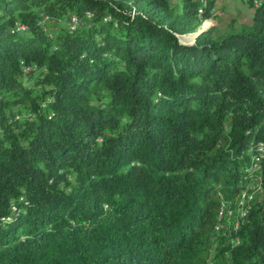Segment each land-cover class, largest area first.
<instances>
[{"label": "trees", "instance_id": "16d2710c", "mask_svg": "<svg viewBox=\"0 0 264 264\" xmlns=\"http://www.w3.org/2000/svg\"><path fill=\"white\" fill-rule=\"evenodd\" d=\"M244 1L185 44L211 1L0 0V264H264V0Z\"/></svg>", "mask_w": 264, "mask_h": 264}, {"label": "rangeland", "instance_id": "374dc122", "mask_svg": "<svg viewBox=\"0 0 264 264\" xmlns=\"http://www.w3.org/2000/svg\"><path fill=\"white\" fill-rule=\"evenodd\" d=\"M221 3L224 4V8L222 7L220 12H219V10H217L215 17H213L212 20L210 19L212 23L210 25H208L207 27H204L203 26L204 24L203 25L201 24L198 31L203 29V28H206V29L214 28V29H218V33H219L225 29V26L228 24V21L231 19V17L233 18L236 16L238 19H241L240 15H235V16H234V14L230 15L229 12H226V11H230V12L239 11L243 14L245 13L246 16L248 15L249 17H251L252 10L248 7V5L246 4V2L244 0H224L223 2H220V4ZM193 34H195V33H193ZM189 38H192V41H193V36L187 35L186 37H181V40H182L181 42H184V43L192 42L190 40L188 41ZM253 195H256V193ZM253 197H255V196H253ZM244 201L241 203L239 202L240 203L239 205L244 206ZM219 218L224 219L225 217L222 216ZM234 219H235V213H234V216H233V214L232 215L230 214V216H227V219L226 218L224 219L226 223H224L223 225L226 227V229H228L229 224L232 223V221H234Z\"/></svg>", "mask_w": 264, "mask_h": 264}, {"label": "bare ground", "instance_id": "6f19581e", "mask_svg": "<svg viewBox=\"0 0 264 264\" xmlns=\"http://www.w3.org/2000/svg\"><path fill=\"white\" fill-rule=\"evenodd\" d=\"M199 1V0H198ZM208 1H211V0H200V2H201V5L203 6V8L205 9V7L207 6L208 7ZM254 1V3H255V0H253ZM197 2V1H196ZM209 4H210V2H209ZM258 6H261L262 5V0H259V2H257L256 3ZM201 8V7H200ZM259 155H261V154H259ZM259 160V159H258ZM255 184V183H254ZM260 185H261V182H259L257 185H255V187H251V188H249L250 190H248V187L246 188V190H245V193H244V195H243V197H242V199H246L247 197H248V192L249 191H252L253 193L255 192L256 193V195L257 194H260V190H259V187H260ZM251 192V193H252ZM248 199V198H247ZM242 202V201H241ZM240 202V203H241ZM239 203V202H238ZM243 204V203H242ZM245 204V203H244ZM238 206V205H237ZM240 211V210H239ZM222 212V211H221ZM240 215H241V217L243 218V216H244V213H240ZM228 216H230V212H228ZM235 221V220H234ZM231 229V228H230ZM234 229H238V222H235L234 223Z\"/></svg>", "mask_w": 264, "mask_h": 264}, {"label": "crops", "instance_id": "0c3cea01", "mask_svg": "<svg viewBox=\"0 0 264 264\" xmlns=\"http://www.w3.org/2000/svg\"><path fill=\"white\" fill-rule=\"evenodd\" d=\"M223 1H224V0H217V1H216V6H217L219 12L221 11L222 7L224 8V4H223V3L220 4V2H223ZM219 12H218V13H219ZM226 12H229L230 15H233V14H234V16H235V15H240V18H241V19H239V21H240V22H245V23H246L248 20H250V18L252 17V14H253V11H252L251 17H249L248 15L246 16L245 13L243 14V13H241V12H239V11H236V12H234V11H233V12L226 11ZM231 18H232V17H231Z\"/></svg>", "mask_w": 264, "mask_h": 264}, {"label": "built area", "instance_id": "2783aa9c", "mask_svg": "<svg viewBox=\"0 0 264 264\" xmlns=\"http://www.w3.org/2000/svg\"><path fill=\"white\" fill-rule=\"evenodd\" d=\"M193 1V0H192ZM216 1L217 0H211V13H210V16H211V18H213V17H215V15H216V13H217V6H216ZM257 2H259V0H255V4L257 3ZM75 24H76V22H73L72 21V24H71V26H75ZM257 169H259V162H258V167H257ZM256 183H259V179H257L256 180ZM250 188H251V186H250ZM225 215H227V212H226V209H225ZM224 226V225H223Z\"/></svg>", "mask_w": 264, "mask_h": 264}, {"label": "water", "instance_id": "95a60500", "mask_svg": "<svg viewBox=\"0 0 264 264\" xmlns=\"http://www.w3.org/2000/svg\"><path fill=\"white\" fill-rule=\"evenodd\" d=\"M205 30H206V28H203V29L199 30L198 32H196L195 34H191V35H189V36H193V41L190 42V44H193V42L195 41L196 37H197L199 34H201L202 32H204ZM184 37H186V36H184ZM182 43H183V42H182ZM185 44H186V43H185Z\"/></svg>", "mask_w": 264, "mask_h": 264}]
</instances>
